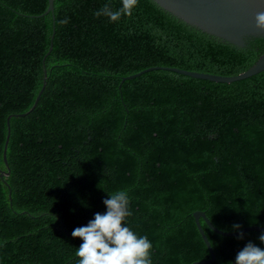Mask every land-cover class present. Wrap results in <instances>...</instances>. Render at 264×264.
Here are the masks:
<instances>
[{
  "label": "trees",
  "instance_id": "obj_1",
  "mask_svg": "<svg viewBox=\"0 0 264 264\" xmlns=\"http://www.w3.org/2000/svg\"><path fill=\"white\" fill-rule=\"evenodd\" d=\"M106 3L121 7L52 0L37 17L47 0H0V264H76L72 231L121 190L152 264L209 258L196 210L224 231L264 227V69L229 83L165 69L121 81L149 66L235 75L264 37L236 47L152 0L112 22L94 15ZM43 69L34 108L8 119L4 163L6 116L29 109ZM199 224L214 256L205 264H235L249 242L264 249L263 232Z\"/></svg>",
  "mask_w": 264,
  "mask_h": 264
},
{
  "label": "water",
  "instance_id": "obj_2",
  "mask_svg": "<svg viewBox=\"0 0 264 264\" xmlns=\"http://www.w3.org/2000/svg\"><path fill=\"white\" fill-rule=\"evenodd\" d=\"M163 10L171 13L178 19L182 20L209 35L216 37L218 40L227 42L236 47H242L245 39L249 37H264V29H258L255 24V15L257 12H264V0H152ZM53 9L52 0H47L46 9L36 15L40 17ZM51 48V41L48 50ZM152 69H165L180 74H184L194 78L206 79L214 82L229 83L240 80L250 75L256 74L264 69V51L261 52L255 61L243 72L235 75H218L212 73L191 71L169 66H149L136 73L121 77L124 79L134 78L143 72ZM46 72L43 69L42 84L39 88L31 106L25 112L19 114H9L6 116V135L2 148V158L5 161V149L9 135L8 119L11 116H24L31 111L45 84ZM0 175H7V171L0 172ZM192 217L197 228V231L209 252V258L192 261L189 264H205L210 262L214 256L210 244L199 224V218L204 224L220 235L234 236L249 230L260 231L264 233V227L258 225L244 226L236 231H224L215 227L210 220L205 216L203 211L196 210L192 212Z\"/></svg>",
  "mask_w": 264,
  "mask_h": 264
},
{
  "label": "clouds",
  "instance_id": "obj_3",
  "mask_svg": "<svg viewBox=\"0 0 264 264\" xmlns=\"http://www.w3.org/2000/svg\"><path fill=\"white\" fill-rule=\"evenodd\" d=\"M137 4L138 0H121V7L113 10L110 3H106L94 15L105 16L116 22L122 16H131ZM61 23H67V20ZM255 24L258 29H264V12L256 13ZM108 194L110 198L103 201L106 213H95L94 219L86 226L72 231L73 238L83 241L75 252L78 258L76 264H152V242L146 235H138L125 225L126 218L132 214L127 191ZM238 239H243V233ZM259 240L264 243V233L259 236ZM235 264H264V249L249 242L237 253Z\"/></svg>",
  "mask_w": 264,
  "mask_h": 264
}]
</instances>
